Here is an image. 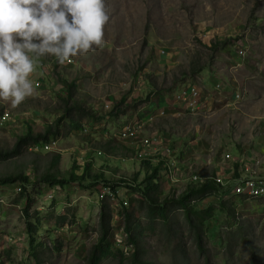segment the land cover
Here are the masks:
<instances>
[{
	"label": "rangeland",
	"instance_id": "obj_1",
	"mask_svg": "<svg viewBox=\"0 0 264 264\" xmlns=\"http://www.w3.org/2000/svg\"><path fill=\"white\" fill-rule=\"evenodd\" d=\"M106 9L110 19L101 47L64 64L40 57L30 77L34 94L15 107L0 100V115H11L0 129V151L13 150L28 134L60 132L51 139L57 141L53 152L28 149L0 163V180L30 178L36 227L30 234L22 184L0 185V264H88L100 238L106 184L119 192L108 200L114 240L126 254L133 251L123 233L122 204L145 189L155 169L137 157L136 142L119 140L138 117L146 125L143 135L169 141L180 162L177 172L160 173L161 199L179 198L194 177L229 182L199 205L216 211L205 232L206 255L197 250L184 214H176L188 264H264V199L235 195L238 175L256 172L264 179V0H106ZM67 84L77 86L72 105L98 116L77 131L70 119L63 122ZM190 87L200 93L195 110L180 99ZM227 154L244 163L236 169L237 163L225 161ZM57 156L62 159L55 165ZM48 175L72 184L65 190L41 185L39 195L35 184ZM140 222L145 259L174 264L177 242H170L164 224L152 229L146 219ZM103 264H119V258Z\"/></svg>",
	"mask_w": 264,
	"mask_h": 264
},
{
	"label": "trees",
	"instance_id": "obj_2",
	"mask_svg": "<svg viewBox=\"0 0 264 264\" xmlns=\"http://www.w3.org/2000/svg\"><path fill=\"white\" fill-rule=\"evenodd\" d=\"M77 90L75 84H67V89L65 91V99L63 102L66 105L65 112L66 119L71 120L72 130L77 131L82 128L83 122L85 120L96 121L98 116L93 112H87L81 108L78 104L72 105L74 101V95ZM118 112V110H116ZM115 112V113H116ZM113 113L112 115H114ZM60 132L52 129L45 132V134L34 136L28 134L26 137L19 139L17 145L13 150L10 151H0V163H5L21 157L26 150L32 145L39 143H49L52 138H57ZM61 157L57 156L56 164H59ZM88 165V170L90 169ZM238 168V167H237ZM78 179V176L73 173L72 181ZM161 174L159 168H155L152 174L146 178L145 189H140L135 191L136 194H140V199H134L135 193L132 192L131 206L126 207L122 204L123 213L122 217L124 219V233L126 234V240L129 245L133 248L130 254H126L124 250L118 247V244L114 240L115 229L112 227L113 222V210L109 203V199L102 202V210L100 214V238L98 243L94 246L91 255L88 260V264H103L106 259L109 258H119V264H154L149 260L145 259L144 250L140 246L141 237V222L140 219H146L151 222V228L154 229L155 225L160 222L163 223L167 229L169 237H171L170 242H177L175 244V249L173 251L174 264H188L189 258L185 247L179 244L180 234L176 230L175 223L177 221L176 214L183 213L184 217L188 223L189 233L194 239L196 248L200 255L207 254V247L205 241V232L207 229L208 222L214 220L216 216V211L212 206L206 209H200L199 205L204 203L206 199L216 196V194H221L223 187L218 184L215 179L211 182L204 183L200 186H191L183 195L179 198H165L161 199V184H160ZM40 184H35V190L39 191L38 194L41 195L42 186H48L52 190L60 189L65 190L71 183L65 179L58 178L57 176H45ZM21 183L23 188L24 198L26 197V218L28 220L29 233L33 234L36 227L31 222L30 211L35 203L31 194L28 192L27 188L30 186V178L26 176L9 177L0 180V185H13ZM106 187H110L106 184ZM114 192L117 193V188L112 187ZM133 189V187H132ZM137 189V188H134ZM118 197V196H117ZM228 208V203L222 202L220 204V209L226 211ZM230 216H236L235 209H230ZM114 240V241H113ZM34 238L32 239V242ZM255 264L257 260H254Z\"/></svg>",
	"mask_w": 264,
	"mask_h": 264
},
{
	"label": "clouds",
	"instance_id": "obj_3",
	"mask_svg": "<svg viewBox=\"0 0 264 264\" xmlns=\"http://www.w3.org/2000/svg\"><path fill=\"white\" fill-rule=\"evenodd\" d=\"M106 0H0V100L18 106L46 54L60 64L104 44Z\"/></svg>",
	"mask_w": 264,
	"mask_h": 264
},
{
	"label": "built area",
	"instance_id": "obj_4",
	"mask_svg": "<svg viewBox=\"0 0 264 264\" xmlns=\"http://www.w3.org/2000/svg\"><path fill=\"white\" fill-rule=\"evenodd\" d=\"M241 54H244L243 51H241ZM191 88L193 87L184 90L180 95L182 96L180 99H183V104L185 107H187V109L195 110L196 106L200 104V93L196 88L191 91ZM161 114L164 116L166 115V112L163 110ZM10 121L11 115L8 112L0 115V129L10 123ZM145 127L146 125L143 121H141V117L136 118L132 122L128 123L125 128L120 132L119 140L124 142H136V146H134L133 148L137 154V157L141 161L154 166V168H159L161 174L166 173V171L177 172L179 170L180 162L178 161V155L176 154L173 145L169 144V141L158 135L144 136L143 133L145 131ZM29 149L35 153H38L39 151H44L46 153L53 152L57 149V141L51 140L49 143H40L34 146L32 145ZM225 161H234V164L237 163L238 165H235L236 169L237 167H241L239 166V164L244 163L240 160L235 161L232 158L231 154H227ZM247 171L251 172L250 169H247ZM237 179L238 180L236 181L235 195L243 197L247 200L264 199V179L258 177L256 172H253L250 177L245 179L241 178L238 175ZM215 181L222 187H225L229 183L224 182V179L219 177L215 179ZM192 184V186H200L204 184V182H202L199 177H194L192 180ZM19 190L22 191V188H19ZM118 193L119 192H113L110 188H106L102 192L101 198L103 200L109 199L110 196V199L115 200V198H117ZM123 203L126 207H129L130 205V203L125 200L123 201ZM118 247H120L122 250L125 249V246L122 245L121 242Z\"/></svg>",
	"mask_w": 264,
	"mask_h": 264
}]
</instances>
